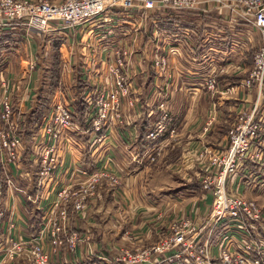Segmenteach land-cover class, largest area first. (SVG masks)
<instances>
[{
    "label": "rangeland",
    "instance_id": "obj_1",
    "mask_svg": "<svg viewBox=\"0 0 264 264\" xmlns=\"http://www.w3.org/2000/svg\"><path fill=\"white\" fill-rule=\"evenodd\" d=\"M35 1L59 3L65 0H34V2ZM197 1L199 4L196 6V10L183 11L185 16L182 17H187V20L194 23L197 28H201V24L212 28L211 23L216 17L217 11L214 9L210 10V8L213 7L210 0ZM224 1L232 3L234 0ZM145 2L146 0H134V7L132 9L121 8V10L124 11L122 16L123 19L117 16L118 18L116 21L111 22L112 30L116 31V35H121V31L126 32V34L121 37L110 36V39L122 42L121 48L126 52V54L120 52L119 55L123 61V67L120 70L119 78H124V85H117L116 81L113 85L114 76L109 74L111 71L109 66L113 64L114 57L112 54L103 55V53H100L102 49L99 48L96 41H93V44L89 43V48L84 50V52L81 51L76 53L73 50L71 54L70 48L66 49L68 48L67 46H64L62 50L59 49V46L58 51H56L53 44L55 40L51 42L52 44L49 47L44 46L41 48L39 45L40 41H38L41 35L36 30H31L29 32V35H32L33 38H37L36 44L32 43L33 38L32 40L30 39L29 44L24 45L20 49V53H16L14 58L16 62L21 59L23 62H26L31 59L30 57H33V59L37 58V61H33L36 65L34 71L26 75V64L23 62L21 72L20 66L17 65L12 67L14 73L0 68V72L6 70L4 77L9 81L11 87L10 95L14 115L13 120L18 128L17 135H20L22 148L24 149L21 161L15 165L17 166L24 161L25 164H23L26 165L28 170H31L29 172L34 178L30 180V182L19 179L14 182V178L12 179L8 176L10 180H6L4 172L1 171L0 173V192L2 194L0 208L3 211V216L0 218V231H2L0 249L6 254L9 242V246L12 243L19 246L21 245L20 250H15V258L11 263L7 262L4 257L2 258L0 254V260L2 258L0 264H37L36 258L32 254L35 247H38L40 251L47 256L46 264H57V259L61 256L65 257L66 261L75 262L76 264V261L79 260L78 258L85 255L89 258L94 255L91 259L96 260V263H98L99 259L95 258V256L112 258L128 251H135L137 249L149 248L156 245L168 236L169 224L175 220L182 219L183 217L192 218L194 220L202 219L205 207L209 205L208 201L210 197L204 194L195 198L192 193L186 192L187 190L184 186L185 181L179 175V170L185 165L183 161L184 158L179 160V164L170 165L171 167H169L171 169L167 168V164H164L165 160L161 159L164 153L162 150L159 156L153 157V160L150 159L146 163H143L145 160L143 159V161L140 160L142 161L141 163L140 161L138 162V166H146L147 169H149L141 178L135 180L134 178L127 179V177H120L115 172H111L107 165H104L106 159L104 148L107 145L106 140L109 141L112 134L119 132L121 128L117 126L111 131L106 130L98 135H94L91 128V121H85L84 118L89 111L87 103L88 97L92 101L95 92L100 89L103 92L107 91L111 86L119 92L120 89L127 87V94L122 97L119 96L120 110L123 115L125 110L135 108H142L146 114V111H151L162 102H165L169 108V92H173V86L171 85L163 84L157 89L158 92L162 94V100L160 101L152 98L144 100L140 97L142 89L144 88L146 91L152 77L162 80L167 77L166 74H162L161 70V74L155 72L152 63L154 52H151V45H154L153 38L160 30L168 32L173 29V27L170 28L167 25H161L163 22L158 25L160 21L167 19L166 16L160 18L155 17L157 12L161 13L164 9H145ZM202 10H208V14L202 15ZM228 14H230V12H228ZM201 15L202 17L200 19ZM179 20L182 19L179 18ZM164 22L168 21L165 20ZM223 25L227 27V25ZM219 26H221V23ZM96 28H102V26ZM72 31L74 32V30L64 32L63 35L57 39H59V41L62 39L60 42L65 44L64 40H66V37L68 38V36H71ZM155 38L157 39V37ZM166 42H168L167 39ZM251 45L255 48L257 47V36L253 37ZM164 46L167 45L164 43ZM92 49H94L96 55V66L94 68L90 65L89 69H86V63L84 62L88 61ZM57 57H59V78L54 86L51 84L54 83V79H52V70H56L55 64L58 62ZM67 60L72 64L69 72H67L64 66ZM239 65L242 66V62H240ZM250 69L251 68L247 71L246 78L248 77ZM245 70L246 69L240 68L239 74L244 75L246 72ZM171 72H173L172 68ZM229 73H232V71L230 70L223 74ZM87 74H94L95 76L90 83L87 81V77H85ZM223 74L220 73V75ZM179 76L182 75L179 74ZM224 86H228V84L225 83ZM203 91L206 93L205 90ZM175 92L180 91L177 89ZM209 94L212 95H209L211 99L209 98V100L206 101L208 104L204 107H207L208 117L202 128L201 134L203 133L204 140L207 138L205 142L208 143V146L216 149L218 148L216 144L223 139L225 141L223 145H226L224 149H226L229 142L228 133L236 121L230 126H226V128L222 127L221 131L218 132L216 121L214 117L212 118V116H214L212 115V110L215 112L216 106L212 105L209 107L211 103L214 104V100L216 101V96L212 93ZM164 98H166L167 101H163ZM24 103L26 104V113L18 109V105H25ZM58 103H60V105L70 104L73 107V122L76 124L77 129L64 133L58 141H54L48 134L43 137L42 132L43 128L47 127L49 122L55 119V113L53 111ZM81 105H84L85 109L82 115L78 117L76 108ZM209 109L212 111L211 114H209ZM242 112L241 110L240 114ZM240 114L237 113V116L239 117ZM233 118L235 119V117ZM211 119L213 121L210 128L204 131L206 124L210 122ZM6 126L7 125L0 120V131L4 128L6 130ZM124 127H126V125ZM41 136L46 138L45 141L48 147L52 146L54 148V153L50 156L54 158V161L48 178L41 188H38L35 184V178L40 170V141L44 140H40ZM67 136H72V139L74 137L75 143L70 144L73 145L74 148L80 145L82 150L80 149V151L77 148L80 152H89V150L92 149L93 155H91V157L94 158L95 167L93 168V166L89 164L88 169L85 168L87 171L86 175L80 174L79 171L83 167H79L75 170L74 175H70L69 185L59 186V184L57 185L58 179L56 175L61 167L62 156L67 151L65 145L62 144V140L68 141ZM95 136L97 138L101 136V142L97 143L96 140L93 141L92 139ZM216 140L218 141L216 142ZM218 145H220V143ZM214 152H217V150L209 149L210 154ZM198 154L192 153V156L188 155L184 160L187 161V158H189L192 162L197 163ZM176 157L177 156H175L174 159H176ZM99 158H101L100 161L98 160ZM97 170H107L115 181L111 183L109 179L101 178L95 182L93 180L94 177L90 176L91 174L89 173ZM143 170V168L140 169V171ZM173 170H175L176 173H174ZM33 182L35 183L33 184ZM28 183H31L30 187L35 186L37 189H40V196L33 197L26 191L20 189L27 187ZM251 186H253V182L250 183L249 187ZM256 187H258V185ZM8 194L12 197L18 196L20 199V202H16L19 205L18 208H14L17 209L16 214L20 220L22 222L24 221V214L30 217L27 222L28 232L24 235L17 232L16 225L13 221L14 219L7 210ZM49 194L54 196L53 200H50V196L48 197ZM244 195L246 196V193H244ZM248 198L255 200L256 204L264 213V198L257 200L249 195ZM77 207L81 208L77 209ZM70 212L71 214H77L79 219L83 222H89L92 219V222H94V220H96L97 226L84 231L74 230L72 228ZM60 217L63 227L62 231L59 233V228H56L55 220L58 218L59 222ZM31 224H34L33 228H29ZM13 232H17V234L13 235ZM260 233L264 237V230H260ZM33 237H35L36 243L31 241ZM71 238H75V247L73 250L70 249L69 241ZM55 241H57L56 244ZM11 247H9V249Z\"/></svg>",
    "mask_w": 264,
    "mask_h": 264
},
{
    "label": "built area",
    "instance_id": "obj_2",
    "mask_svg": "<svg viewBox=\"0 0 264 264\" xmlns=\"http://www.w3.org/2000/svg\"><path fill=\"white\" fill-rule=\"evenodd\" d=\"M133 2L134 0H65L59 3H49L46 1L34 2V0H0V30H19L24 32V37H28L31 30H36L41 37L59 41L57 38L64 32H70L86 24L94 27L108 24V30L106 29L100 34L93 32L91 41L96 40L99 48L102 49L100 53L103 55H113V64L109 66L111 69L109 74L114 76L113 85L115 81L117 85H124V78H119L120 70L123 67V61L119 55L120 52L123 54L126 52L121 48L122 42L110 39V36L121 37L126 32L121 31V35H116L110 25L111 22L116 21L117 16L123 19L124 11L121 8L132 9ZM210 3L213 5L210 10L217 11V15L211 23L213 29L217 30L221 23L229 27L244 28L251 37L257 36L258 45L252 57V66L248 77L242 80L240 87L251 90L256 86L261 90L264 86V0H234L232 3H227L224 0H210ZM198 4L197 0H146L144 8L164 9L161 13L157 12L155 17L166 16L167 19L164 21L168 22L160 21L158 25L163 22L164 25L173 27L175 31L186 32L179 23V18L182 19V16H185L183 11L196 10ZM201 14H208V10H202ZM171 30L168 31L169 34H171ZM162 32L168 34L164 30L160 33ZM154 38V45H151V48L153 46L151 52H154L152 61L154 70L157 74H161L160 70L162 74H166L164 84L172 85L175 83V74L171 72V68L175 72H179V67L178 64L174 67L171 59L184 60L185 56H182V52L176 44L169 43L172 39L169 35L166 37L168 42L164 41L167 43L164 50L157 47L156 38ZM89 43V39H87L83 50L89 48ZM70 50L72 54V47ZM91 51L88 61L84 62L86 69H89L90 65L94 68L96 66L95 51L94 49ZM188 55L190 61L200 66L204 71L200 87L208 93L214 95L222 93L218 89V74L230 70L239 72L238 67L236 68L232 64L210 63L206 62L204 58L200 62L197 61L194 49H190ZM71 65L68 60L64 63L67 72ZM35 68V62H28L26 75L34 71ZM5 71L0 72V120L7 125L6 130L4 128L0 131V173L3 171L6 180H10L7 168L21 160L24 149L21 137L17 135L18 128L13 120L11 87L9 81L4 77ZM182 72L180 70V74H183ZM85 77L89 83L95 78L94 74H87ZM237 89L238 87L231 86L224 92L232 95L236 93ZM126 94L127 87L120 89L119 92L111 86L107 91L103 92L100 89L95 92L92 101L88 97L89 111L84 118L85 121H91L94 135L106 130L111 131L117 126L123 128L127 125L128 122L121 112L119 104V96L122 97ZM154 97L155 94L149 96V98ZM163 101H167V99L164 98ZM72 109L70 104L60 105L58 103L53 111L55 119L43 128V137L48 134L54 141H58L64 133L75 131L77 126L73 122ZM157 111L159 116L144 136L148 145L144 154L148 160L159 156L168 141L174 139L178 134L170 107L168 108V105L162 102L151 110L152 113ZM253 112L238 113L240 116H237L236 123L228 133L229 142L226 149L213 154H210L206 149L197 156L201 170L199 185L206 196L210 197V203L205 207L202 219L194 220L183 217L175 220L169 224L168 236L156 245L128 251L112 258L95 256L99 259L100 264H264V237L260 233V230H264V213L255 200L248 198V195H239L232 189L234 179L247 170V164L256 165L261 170L264 168V145L262 142L264 118L255 119ZM212 121L211 119L206 124L204 131L210 128ZM43 137L40 138V140L44 139L40 141V170L35 178L38 188H41L48 178L54 161V158L50 157L54 153V148L48 147L46 138ZM101 139V136L98 138L95 136L92 140L99 143ZM79 172L83 175L87 174L85 168ZM89 174L94 177L95 182L101 178H107L111 183L115 181L107 170H97ZM244 178L243 186L249 187L253 182L251 187H253L252 189L256 188L257 184L252 173H246ZM1 195L0 192V203ZM80 208L77 207V209ZM2 216L3 211L0 208V218ZM55 224L60 233L63 227L61 217L59 222L58 218L55 220ZM31 241L36 243L35 237ZM69 242L70 249L73 250L75 238H71ZM56 243L57 241H55ZM9 244L10 242L7 245L6 254L1 249L0 254L2 258L4 257L7 262L11 263L15 258V250H20L21 245L12 243L9 246ZM9 247L11 248L9 249ZM32 254L36 258L37 264L47 263V256L38 247L34 248ZM82 263L84 262L81 260L76 261V264Z\"/></svg>",
    "mask_w": 264,
    "mask_h": 264
},
{
    "label": "crops",
    "instance_id": "obj_3",
    "mask_svg": "<svg viewBox=\"0 0 264 264\" xmlns=\"http://www.w3.org/2000/svg\"><path fill=\"white\" fill-rule=\"evenodd\" d=\"M201 17L202 15L200 16V19ZM179 23H181L182 28L185 29L187 34L186 32H178L173 29L170 31L171 34H169V32L168 34H163V32L160 33V30V32L157 34L158 38H154L156 40L157 47H159L160 50H164L166 47L164 46V41L166 40L167 35H169L172 38L170 39L171 42L169 43L172 45L176 44L181 50L182 56H185L184 60L179 58H172L171 60V63L174 67H176L177 64L179 67V72H175L173 70V73L175 74V83L171 85L173 86V92L170 91V95L168 97L169 107L171 109V113L174 115L175 126L177 127L178 134L174 139L168 141L167 146L163 149L164 153L162 155L163 158L161 159L165 160L164 164H167V168L179 164V160L182 158L186 159V156L188 155L192 156V153L197 155L206 149L222 151L221 149L226 147V145H223L225 143L223 139L220 140V145H218L219 143L216 144L218 146L217 149L208 146V143L205 142L207 141V138L204 140L203 133L201 134L202 128L208 117L207 107H204L205 105L207 106L208 103H206V101L209 100V95L211 94L208 92L205 93L203 91L204 89L200 87V84L203 80L204 71L201 70L200 66L195 65V63L190 61L188 55L190 49H194L196 59L199 62L204 58L206 62L221 65L232 64V66L235 65L234 67H238L239 70L240 68L246 69L244 75L239 74V72L232 71V73L217 76L218 89L222 93L214 95L216 96V101L214 100V104L211 103L209 107L215 105V112L214 110H212V112L209 109V114L212 112V115H214L212 118L214 117L216 121V128L218 132L221 131L222 127L226 128V126L228 127V125L230 126L232 123H234L237 118V113H239L241 110L246 112L254 111L253 113L255 114V119L264 118V86L261 90H259L256 86H254V88L251 90H246L240 87L242 80H244L247 76L248 69L252 66V57L256 48L251 45V42L255 36L251 37L250 33L244 28L237 26L229 27L228 25L225 27L223 24H221L217 30L208 28L202 24L201 28H197L194 23H192L190 20H187V17L182 18ZM108 28V24L102 25V28H96L89 24L76 28L74 29V32L72 31L71 36H68V38L66 37V40H64L65 44L68 45L61 43L60 41L62 39L58 41L61 43V47L59 49L62 50L64 46H67L68 48L66 49L72 47L76 53L81 51L84 52L83 46L87 39H89V42L92 44L93 41H96H91L93 32L100 34V32H103L106 29L108 30ZM113 31L114 33L116 32L115 30ZM32 38V35L24 37V32L19 30H0V68H4L12 73V67L17 65L20 66L21 72L23 63H25L27 66L28 62L35 60L37 61V58L33 59V57H30L31 59L27 60L26 62H23L22 59L18 62L14 60L16 53L19 54L20 49L24 45H28L29 40H32ZM36 40L37 38H33L32 43L36 44ZM53 40L56 42V39H48V37L39 36L38 38L41 48L44 46L49 47ZM151 49L153 50V46ZM240 62H242V66L239 65ZM180 70L183 71L181 77L179 76ZM225 83L228 84V86H224ZM163 84L164 79L162 80L152 77L150 85L146 88V91L144 88L142 89V93L140 95L141 99L147 100L150 94H155V97L152 99H158L159 101L162 100V94L158 92L157 89H159ZM231 86L238 87L236 93L232 95L226 94L224 91ZM177 89L180 92H175ZM25 107L26 104L18 105V109L21 112L23 111V113H26ZM124 115L128 122L126 127L121 128L119 129V132L112 134L109 141L106 140L107 145L104 148L106 159L104 161V165H107L111 172H115L120 177H127V179L134 178L137 180L138 178H141L143 174L149 171L146 166L141 167L137 164L140 160L143 161V159H145L143 163L148 161L144 154L148 146L144 140V136L146 131L149 130L153 122L159 116V112L157 111L152 113L148 110L145 114L142 108H135L125 110ZM233 117H235V119ZM67 140L68 141L62 140V144L65 145L67 151L62 156L61 167L56 175L58 179L57 185L59 184V186L69 185L70 175H74L75 170H77L79 167L88 169L89 164L93 166V168L95 167L94 158L91 157V155H93L92 149H90L89 152H80L82 150L80 145L79 147L77 146L79 150L81 149L79 151L76 147L74 148V146L70 144L75 143L74 137L72 139V136H67ZM218 140H216V142ZM262 142L264 145V136ZM175 156H177L176 159H174ZM101 158L98 160L100 161ZM184 159L183 161L185 165L179 170V175L185 181L184 186L187 190L186 192H189L190 194L192 193L194 195L193 197L195 198H197L199 195H204L205 192H203L199 185V176L201 174V170L198 162H192V160L189 158H187V161ZM142 161H140V163ZM23 163H19L17 166L13 165L7 168V175L12 179L14 178V182H16L18 179L25 180L27 182H30V180L34 179L32 174L29 172L31 170H28L26 165H24L25 163ZM246 167L247 170L243 174H239L237 178L234 179L232 189L239 195H244V193H246V195L260 200L264 198V168L261 170L260 167L253 164H247ZM141 168L144 170L140 171ZM173 171L176 173L175 170ZM249 172L252 173L253 178L255 177V183L258 185V187H256L257 189H252L253 187L250 188L248 186L242 185L243 181L245 180L244 176ZM34 183L35 182H33V184ZM27 185V187L20 189L26 191L33 197L40 196V189H37L35 186L30 187L31 183H28ZM49 196L50 200L54 199V196L51 194H49L48 197ZM7 197H9L6 206L7 210L9 213H11V216L14 219L13 221L16 225L17 232H19L21 235H24L26 232H28L27 222L29 221L30 217H27V214H24V221L22 222L16 214L17 209H14L15 207L18 208L19 206L16 203L20 202L19 197H12L11 195L9 196V194ZM208 202L210 203V200ZM70 219L72 222V228L74 230L84 231L97 226L96 220H94V222H92L93 219L89 222H83L79 219L77 214H71V212ZM33 227L34 224H31L29 228ZM17 232H13L12 234L16 235ZM1 235L2 231H0V239ZM78 259L84 262L83 264H100V262L96 263V260H92L86 255L81 256ZM57 264H75V262L72 263L68 260L66 261L65 257L61 256L57 259Z\"/></svg>",
    "mask_w": 264,
    "mask_h": 264
},
{
    "label": "trees",
    "instance_id": "obj_4",
    "mask_svg": "<svg viewBox=\"0 0 264 264\" xmlns=\"http://www.w3.org/2000/svg\"><path fill=\"white\" fill-rule=\"evenodd\" d=\"M4 41V40H3ZM61 45V43L60 42H58V41H56V42H54V49L56 50V51H58V47ZM58 59V62H57V64H55L56 65V70H52V75H53V78L52 79H54V83H51V84H53L54 86H55V84H56V82H57V79L59 78V76H58V70H59V57H57ZM58 65V66H57ZM55 77V78H54ZM80 104V103H79ZM77 116L78 117H80L81 115H82V113H83V111H84V105L82 106H78L77 108Z\"/></svg>",
    "mask_w": 264,
    "mask_h": 264
}]
</instances>
